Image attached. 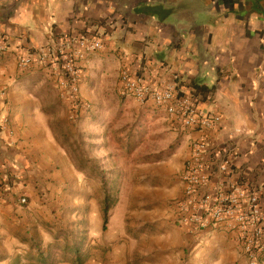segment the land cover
I'll return each mask as SVG.
<instances>
[{
  "label": "crops",
  "instance_id": "0c3cea01",
  "mask_svg": "<svg viewBox=\"0 0 264 264\" xmlns=\"http://www.w3.org/2000/svg\"><path fill=\"white\" fill-rule=\"evenodd\" d=\"M81 35L100 36L105 46L82 64L85 100L91 102L99 82L110 78L125 96L120 76L128 70L152 85L174 83L198 96L200 110L221 117L212 130L183 135L164 111L127 96L166 115L184 138L170 210L183 194L180 175L198 139L212 146L208 167L228 158L231 181L257 193L264 208V0H0V36L9 42L0 55V94L7 92L0 95V264L28 263L35 254L32 239L43 238L50 220L46 203L57 202L59 186L81 187L86 180L52 128L58 107L68 106L71 117L56 79L38 64L18 67L21 55ZM211 235V246L241 260L230 234Z\"/></svg>",
  "mask_w": 264,
  "mask_h": 264
},
{
  "label": "rangeland",
  "instance_id": "374dc122",
  "mask_svg": "<svg viewBox=\"0 0 264 264\" xmlns=\"http://www.w3.org/2000/svg\"><path fill=\"white\" fill-rule=\"evenodd\" d=\"M112 80L100 81L93 91L88 119L76 123L68 106L65 117L62 107L52 113L60 144L86 180L81 187H58L57 202L46 203L43 212L50 218L43 238L33 239L44 250L83 241L90 255L86 264H243L226 249H216L217 243L211 246L213 235L196 240L176 225L170 202L184 138L170 128L166 115L121 95L118 81ZM105 183L120 190L106 231ZM47 190L51 192L49 186ZM33 251L26 264H34Z\"/></svg>",
  "mask_w": 264,
  "mask_h": 264
},
{
  "label": "built area",
  "instance_id": "2783aa9c",
  "mask_svg": "<svg viewBox=\"0 0 264 264\" xmlns=\"http://www.w3.org/2000/svg\"><path fill=\"white\" fill-rule=\"evenodd\" d=\"M104 47L100 36L63 37L33 53L21 55L18 67L27 70L38 64L49 69L62 98L70 104L71 119L77 120L93 112L92 103L82 96L85 78L82 64L89 55L102 52ZM8 51L9 42L0 36V55ZM120 83L125 96L141 105L151 102L168 115L183 135L190 129L209 131L221 123L220 116H210L198 108V96L180 92L174 83L152 85L143 76L128 70L121 73ZM0 95L5 98L7 92ZM190 148L180 175L183 194L171 203L174 222L196 240L213 232L230 234L240 249L243 264H264V208L260 197L231 181L228 158L216 169L208 167L207 156L212 149L209 142L198 139ZM233 152L232 149L229 155ZM20 203L26 205L27 199L22 198Z\"/></svg>",
  "mask_w": 264,
  "mask_h": 264
},
{
  "label": "trees",
  "instance_id": "16d2710c",
  "mask_svg": "<svg viewBox=\"0 0 264 264\" xmlns=\"http://www.w3.org/2000/svg\"><path fill=\"white\" fill-rule=\"evenodd\" d=\"M105 197L102 201L103 226L106 231L109 226L111 213L119 202L120 190L118 187H109L108 183L104 184ZM31 247L37 251V255L31 257L34 264H86L90 255L85 249V243L77 242L70 245L67 243L61 246L59 243L50 245L44 250L35 239L31 241Z\"/></svg>",
  "mask_w": 264,
  "mask_h": 264
}]
</instances>
